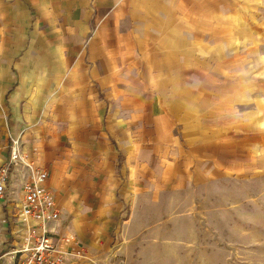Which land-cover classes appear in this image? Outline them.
Returning <instances> with one entry per match:
<instances>
[{"label": "rangeland", "instance_id": "rangeland-1", "mask_svg": "<svg viewBox=\"0 0 264 264\" xmlns=\"http://www.w3.org/2000/svg\"><path fill=\"white\" fill-rule=\"evenodd\" d=\"M13 145L78 264H264V0H0Z\"/></svg>", "mask_w": 264, "mask_h": 264}, {"label": "built area", "instance_id": "built-area-1", "mask_svg": "<svg viewBox=\"0 0 264 264\" xmlns=\"http://www.w3.org/2000/svg\"><path fill=\"white\" fill-rule=\"evenodd\" d=\"M48 182L46 168L13 145L0 168V264H78L87 257Z\"/></svg>", "mask_w": 264, "mask_h": 264}, {"label": "crops", "instance_id": "crops-1", "mask_svg": "<svg viewBox=\"0 0 264 264\" xmlns=\"http://www.w3.org/2000/svg\"><path fill=\"white\" fill-rule=\"evenodd\" d=\"M102 241L105 243L104 240H100V239L97 240V243H96L97 244V248L93 250V254H91V256L94 255V257L99 256V257H103V258L107 256V254H108L107 245H106V243L104 245Z\"/></svg>", "mask_w": 264, "mask_h": 264}]
</instances>
